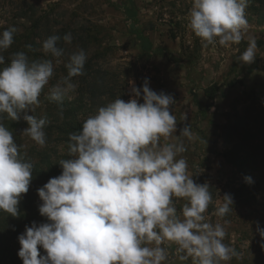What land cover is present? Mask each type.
<instances>
[{
  "label": "clouds",
  "instance_id": "obj_1",
  "mask_svg": "<svg viewBox=\"0 0 264 264\" xmlns=\"http://www.w3.org/2000/svg\"><path fill=\"white\" fill-rule=\"evenodd\" d=\"M191 5L188 26L205 47H228L245 39L248 0H191ZM15 32L10 27L0 33V65ZM61 40L70 44L71 33L53 34L42 42L41 50L50 59L30 60L25 52H16L0 67V211L12 217L20 215L18 204L34 169L2 120L22 118L28 125L23 133L45 145L47 119L27 113L40 103L53 76V60L60 63L65 55L58 46ZM247 41L239 56L242 64L256 59V38L248 36ZM86 61L83 49L68 54L67 75L48 89L50 101L62 104L76 89L72 78L84 74ZM129 83L132 98L99 107L79 132L71 133L70 158L59 162L61 174L37 189L42 201L38 211L48 222H32L17 237L23 264H163L166 243L177 246L180 261L191 258L192 264H221L238 256L224 243V226L205 215L212 203L210 185L194 181L181 155L187 151L181 138L196 137L187 124L175 135V99L151 90L147 78L140 88ZM174 198L186 201L179 213ZM232 208L233 198L225 193L214 215L222 218ZM257 232L264 237L258 223Z\"/></svg>",
  "mask_w": 264,
  "mask_h": 264
},
{
  "label": "rangeland",
  "instance_id": "obj_2",
  "mask_svg": "<svg viewBox=\"0 0 264 264\" xmlns=\"http://www.w3.org/2000/svg\"><path fill=\"white\" fill-rule=\"evenodd\" d=\"M191 6V0H0V33L9 27L21 32L32 24L33 18L42 17L48 23L41 26V31L64 30L65 34L71 33L72 41L79 40L65 43L60 63L53 60V76L39 97V105L29 115L43 112L48 89L67 75V56L79 49L87 54L85 64L91 70L104 71L108 83L113 85V93L103 98L104 105L117 98L127 102L132 98L129 82L140 88L146 78L151 90L172 95L176 101L171 106L177 119L175 135L187 124L196 137L191 141L181 138L187 148L181 155L187 161L188 172L196 183L210 185L212 203L205 215L211 222L224 226V243L238 253L221 264H264V237L257 232V223L264 228V188L243 190L244 180L230 163L231 144H225L222 135L224 127L238 117L252 120L258 114L264 121V7L248 0L245 11L249 29L240 44L205 47L188 26ZM127 8L133 10L135 25L125 15ZM24 10L29 18H19ZM134 29L149 39L152 50L142 49L133 35ZM248 36L256 38V59L242 64L239 56L247 47ZM45 39L40 38L39 50ZM162 50L168 51L167 56ZM74 79L77 87L65 97L67 101L78 97L81 89L77 78ZM211 87L218 88L213 99L205 94ZM97 109H92L94 113L87 111L85 119ZM184 116L186 121H181ZM25 128L22 126L13 134L14 141L23 150L43 148L45 145H37L23 133ZM46 147L58 156L66 153L62 143ZM225 193L232 196L233 208L219 218L214 212ZM185 202L174 198L178 213ZM162 247L168 253L163 264H192L191 258L178 259L175 244Z\"/></svg>",
  "mask_w": 264,
  "mask_h": 264
},
{
  "label": "trees",
  "instance_id": "obj_3",
  "mask_svg": "<svg viewBox=\"0 0 264 264\" xmlns=\"http://www.w3.org/2000/svg\"><path fill=\"white\" fill-rule=\"evenodd\" d=\"M250 1L252 3L258 2L260 7H264V0ZM124 12L132 21V24L135 25L133 10L127 8ZM19 16V18H29L26 10L21 11ZM47 23V21H42V17H37L33 18L32 24L25 27L23 31L18 32L16 29L13 34V44L3 53L5 64L0 65V67L10 63L11 54L16 52H25L30 60L50 59V56H46L42 50H39L40 38L44 39L53 34L63 37L65 32L64 30H58L55 33L41 31V26H45ZM133 35L140 41L143 50H152L149 39L139 30L134 29ZM74 41L79 42V40H73L72 42ZM28 45H31V48L26 47ZM58 46L65 50L66 45L63 40L59 42ZM162 53L167 56L168 51L162 50ZM64 73H67V69ZM106 77L107 74L104 71L91 70L89 65L85 64L84 74L72 78H77L80 83L81 89L78 97L72 101L64 99L62 104L50 101L48 96L44 97L43 112L38 111V113H35L37 119L46 118L48 121L44 128L46 134L45 146L41 149L30 147L23 150L22 146L16 142L24 159L33 164V178L28 192L22 194L18 204L20 215L12 217L6 212L0 211V264H23L17 255L20 248L17 237L24 232L26 226H31L32 222H36L37 225L48 222L46 217L39 214L38 208L42 201L37 195V189L47 183L50 178L61 174L62 169L59 162L62 159H68L69 135L73 132H79L86 120L85 114L87 111L93 112L94 107L104 106L103 98L113 93V85L108 83ZM217 90V87H211L205 91V94L209 99H213ZM2 122L12 131V134L17 133L22 126H28L22 118L12 121L5 116ZM222 135L224 143L231 144L230 163L244 180V185L241 186L243 190L250 188L259 191L264 188V121L262 118L258 114L252 120L247 119V117H238L231 125L224 127ZM50 143H62L65 146L66 153L58 156L56 151L49 147ZM246 177H250L252 182L248 183ZM39 251L41 255L46 254L42 248Z\"/></svg>",
  "mask_w": 264,
  "mask_h": 264
},
{
  "label": "built area",
  "instance_id": "obj_4",
  "mask_svg": "<svg viewBox=\"0 0 264 264\" xmlns=\"http://www.w3.org/2000/svg\"><path fill=\"white\" fill-rule=\"evenodd\" d=\"M127 97H128V95H127Z\"/></svg>",
  "mask_w": 264,
  "mask_h": 264
}]
</instances>
